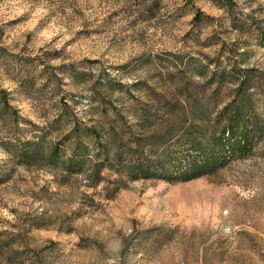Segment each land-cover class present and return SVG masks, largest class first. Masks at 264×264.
<instances>
[{"label": "rangeland", "instance_id": "rangeland-1", "mask_svg": "<svg viewBox=\"0 0 264 264\" xmlns=\"http://www.w3.org/2000/svg\"><path fill=\"white\" fill-rule=\"evenodd\" d=\"M258 30L264 0H0V264H264V129L208 176L127 180L113 193V171L92 185L10 151L40 132L47 152L73 123L112 127L113 110L122 144L128 131L185 126L189 110L211 120L233 91L200 74L218 54L256 80L260 113Z\"/></svg>", "mask_w": 264, "mask_h": 264}, {"label": "trees", "instance_id": "trees-1", "mask_svg": "<svg viewBox=\"0 0 264 264\" xmlns=\"http://www.w3.org/2000/svg\"><path fill=\"white\" fill-rule=\"evenodd\" d=\"M211 1L228 9L229 0ZM201 18V12L195 10L191 20ZM258 31L264 43V32ZM220 56L200 65V74L207 73V79L216 83V89L224 83L233 85L231 98L216 110L211 120L207 119V107L196 118L189 110L185 114V126H179L174 119L163 132L138 134L128 131L131 144H122L124 127L117 126L122 120L119 112L113 110L112 127L109 122H106L108 128L103 122L89 126L73 123L61 139L48 146L47 152L40 132L30 139L15 140L10 144V151L22 163L58 167L64 173H83L92 185L106 179L104 170L113 171L115 177L109 181L112 193L124 187L127 180L158 178L178 182L208 176L230 157L244 156L264 129V101L262 112L254 108L256 98L252 92L258 87L256 80L247 73L248 69L237 66L234 61L221 68L215 64ZM262 94L264 99V91ZM11 115L14 125L16 115ZM147 115L146 111L141 113L143 118ZM173 128L177 130L173 132ZM83 138L89 142L85 143ZM171 142L180 143L183 153L172 152L168 146Z\"/></svg>", "mask_w": 264, "mask_h": 264}]
</instances>
